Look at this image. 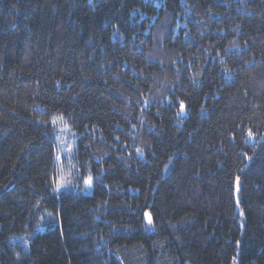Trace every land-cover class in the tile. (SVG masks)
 Here are the masks:
<instances>
[{"label": "trees", "instance_id": "trees-1", "mask_svg": "<svg viewBox=\"0 0 264 264\" xmlns=\"http://www.w3.org/2000/svg\"><path fill=\"white\" fill-rule=\"evenodd\" d=\"M0 264H264V0H0Z\"/></svg>", "mask_w": 264, "mask_h": 264}, {"label": "rangeland", "instance_id": "rangeland-1", "mask_svg": "<svg viewBox=\"0 0 264 264\" xmlns=\"http://www.w3.org/2000/svg\"><path fill=\"white\" fill-rule=\"evenodd\" d=\"M54 132L57 140V163L58 178L56 181V193L67 192L76 185V165L73 161L75 134L63 121L54 124ZM92 181L89 180L84 184V191L91 193ZM148 216V215H147ZM149 218V217H148Z\"/></svg>", "mask_w": 264, "mask_h": 264}, {"label": "snow or ice", "instance_id": "snow-or-ice-1", "mask_svg": "<svg viewBox=\"0 0 264 264\" xmlns=\"http://www.w3.org/2000/svg\"><path fill=\"white\" fill-rule=\"evenodd\" d=\"M180 106H181V110H183L184 109L183 102H181V105ZM250 135H251V133H250ZM89 183H90V181H89ZM148 222L151 223V217L148 218Z\"/></svg>", "mask_w": 264, "mask_h": 264}]
</instances>
